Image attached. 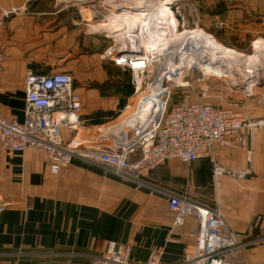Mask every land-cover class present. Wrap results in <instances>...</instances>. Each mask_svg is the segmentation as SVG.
I'll return each mask as SVG.
<instances>
[{
  "label": "crops",
  "instance_id": "crops-1",
  "mask_svg": "<svg viewBox=\"0 0 264 264\" xmlns=\"http://www.w3.org/2000/svg\"><path fill=\"white\" fill-rule=\"evenodd\" d=\"M64 1L0 0L4 8H21L0 24L5 53L0 113L23 122L28 70L68 72L82 108L77 126L62 128L63 142L112 149L128 141L137 125H150L154 106L147 116L144 90L135 91L132 70L114 62L113 50L95 38L92 24L84 25ZM188 2L203 20L196 26L212 28L214 42L251 52L247 56L259 52V62L247 71L264 76V0ZM254 86H246L253 94L245 97L221 90L225 100L218 106L234 108L248 120L264 118V86ZM243 134L247 149L216 145L214 154L224 167H250L251 173L240 180L225 175L219 188L209 158L190 165L170 160L151 170L150 187L137 188L79 159L54 175L43 152L0 151V264H92L109 242L132 243L131 260L138 264L154 246L163 248V264H183L198 224L187 216L184 225H175L166 192L220 209L238 240L227 257L264 264V124Z\"/></svg>",
  "mask_w": 264,
  "mask_h": 264
},
{
  "label": "built area",
  "instance_id": "built-area-1",
  "mask_svg": "<svg viewBox=\"0 0 264 264\" xmlns=\"http://www.w3.org/2000/svg\"><path fill=\"white\" fill-rule=\"evenodd\" d=\"M19 11L21 8L0 5V24ZM136 53L112 57L116 64L131 68L135 91L140 92L151 57L146 52ZM137 60H141L138 66ZM4 61V48L0 43V75ZM153 88L145 99L153 94ZM160 100V110L154 108L150 125H137L128 141L117 142L112 149L64 143L62 128L77 126L80 122L78 112L82 108L80 97L73 91V77L63 71L42 74L28 70L24 120L18 122L0 113V151L12 154L31 148L43 152L54 175L79 159L100 166L137 188L150 187L147 178L151 170L173 159L190 165L198 159L209 158L213 185L217 188L225 175L240 180L251 173L250 167L243 170L224 167L215 158V146L247 149L248 139L243 130L264 124V118L248 120L234 108L187 97L169 107L166 99L160 97ZM166 195L168 207L175 213V225H184L187 216L194 217L198 224L192 232L193 244L185 254L183 264H247L243 259L227 257L238 246V240L220 209L200 204L186 195L167 192ZM3 208L0 206V214ZM133 247L132 243L109 242L105 251L94 257L92 264H138L131 260ZM162 254L163 248L154 246L144 264H163Z\"/></svg>",
  "mask_w": 264,
  "mask_h": 264
},
{
  "label": "rangeland",
  "instance_id": "rangeland-1",
  "mask_svg": "<svg viewBox=\"0 0 264 264\" xmlns=\"http://www.w3.org/2000/svg\"><path fill=\"white\" fill-rule=\"evenodd\" d=\"M64 3L67 5L65 8H71L77 13L84 25L92 24L95 38L100 40L103 46L113 50L112 56L124 47L137 51L136 54L146 52L150 55L151 63L142 82L145 96L150 93L151 87H155L151 89L153 94L143 103L147 116L151 106L160 110V97L167 100L168 107L186 97L222 105L225 99L220 97L221 90L245 97L253 94L246 91L247 85L256 82L254 89L257 90L264 86V76H249L247 71L259 62V52L256 54L254 51L247 56L251 52L245 51L247 54H243L214 42L212 28L203 26L201 29L196 26L203 20L191 9L188 0H65ZM149 4L154 6L152 13L156 14V29L139 26L135 29L118 30L114 27L125 13H142ZM164 9H167L166 14ZM150 13H147L148 17L152 14ZM161 23L164 25L161 26ZM186 28L201 29L206 36L178 37V33ZM149 39L158 42L152 45L153 40ZM205 40L236 54H227L206 44ZM254 57L257 59L250 61ZM221 85L229 87L223 89ZM168 89L170 91H167Z\"/></svg>",
  "mask_w": 264,
  "mask_h": 264
},
{
  "label": "bare ground",
  "instance_id": "bare-ground-1",
  "mask_svg": "<svg viewBox=\"0 0 264 264\" xmlns=\"http://www.w3.org/2000/svg\"><path fill=\"white\" fill-rule=\"evenodd\" d=\"M153 8H154V6H151L149 4V6L147 5L145 11L142 12V13L141 12H139V13H132V12L131 13H125V15H123L122 17H120L118 19V22H119L118 25L115 24L114 27L117 28L118 30H124V29H130V28H132V29L134 28L135 29V27L144 26V25L146 26V24L149 25L150 27L156 26L157 24L155 23L156 21L154 19V16L156 14H155V12L152 13ZM149 12H151L152 14L150 13L151 15L148 17L147 13H149ZM164 13L165 14L167 13V9H164ZM177 36L178 37L191 36V37H196V38H200V37L204 38L206 35L202 32L201 29L186 28V29H183V31H181L180 33H178ZM154 41L155 40L153 39L152 45L153 44L156 45V42H158V41H155V42ZM204 42L206 44H210V45H212L214 47H217V48L223 50L227 54H236V53H234V52H232V51H230V50H228V49H226L224 47H220L217 44H214V43L210 42L209 40H205ZM256 59L257 58L254 57V58L250 59V61L256 60ZM138 64H141V60H137L136 61V66H138ZM142 98H144V97H142ZM156 110L159 111L157 108H156ZM153 113H154V111L152 112V114Z\"/></svg>",
  "mask_w": 264,
  "mask_h": 264
},
{
  "label": "water",
  "instance_id": "water-1",
  "mask_svg": "<svg viewBox=\"0 0 264 264\" xmlns=\"http://www.w3.org/2000/svg\"><path fill=\"white\" fill-rule=\"evenodd\" d=\"M137 51L133 50V49H128V48H123L122 50H120L117 54L120 55L122 53H135Z\"/></svg>",
  "mask_w": 264,
  "mask_h": 264
},
{
  "label": "trees",
  "instance_id": "trees-1",
  "mask_svg": "<svg viewBox=\"0 0 264 264\" xmlns=\"http://www.w3.org/2000/svg\"><path fill=\"white\" fill-rule=\"evenodd\" d=\"M238 49H241V47H237Z\"/></svg>",
  "mask_w": 264,
  "mask_h": 264
}]
</instances>
